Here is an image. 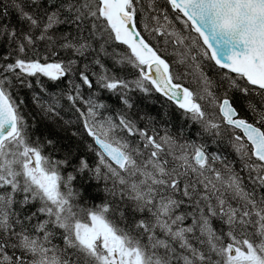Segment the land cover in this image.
Listing matches in <instances>:
<instances>
[{
	"label": "snow or ice",
	"instance_id": "6c2138e0",
	"mask_svg": "<svg viewBox=\"0 0 264 264\" xmlns=\"http://www.w3.org/2000/svg\"><path fill=\"white\" fill-rule=\"evenodd\" d=\"M0 264H264V0H0Z\"/></svg>",
	"mask_w": 264,
	"mask_h": 264
}]
</instances>
